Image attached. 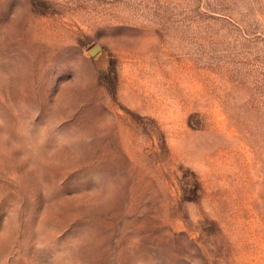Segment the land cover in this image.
Segmentation results:
<instances>
[{"label": "rangeland", "instance_id": "rangeland-1", "mask_svg": "<svg viewBox=\"0 0 264 264\" xmlns=\"http://www.w3.org/2000/svg\"><path fill=\"white\" fill-rule=\"evenodd\" d=\"M0 264H264V0H0Z\"/></svg>", "mask_w": 264, "mask_h": 264}]
</instances>
